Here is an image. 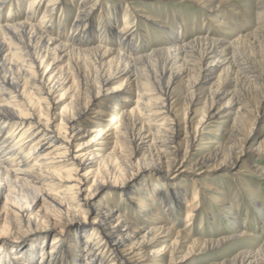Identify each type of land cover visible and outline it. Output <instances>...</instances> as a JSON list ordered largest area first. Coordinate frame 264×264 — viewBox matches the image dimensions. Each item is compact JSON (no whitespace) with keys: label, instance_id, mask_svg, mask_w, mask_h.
Instances as JSON below:
<instances>
[{"label":"bare ground","instance_id":"obj_1","mask_svg":"<svg viewBox=\"0 0 264 264\" xmlns=\"http://www.w3.org/2000/svg\"><path fill=\"white\" fill-rule=\"evenodd\" d=\"M8 1L0 0V12ZM74 1L17 0L19 7L28 2L23 18L18 22L0 19V206L4 201L0 222L10 226L8 236L23 228L22 237L16 241L5 238L13 244L0 247V264H81L84 257L85 264H181L185 257L203 256L237 238L241 235L237 223L234 232L225 237L193 239L190 230L202 204L198 192L204 186L215 205H231L213 184L201 186L199 177L206 179L219 169H232L244 154L246 160L240 167L249 174L264 176V165L259 163L264 161V140L257 150L251 144L244 153L245 145L255 137L253 126L264 122V95L259 96V91H264V58L256 62L241 60L236 72L230 70V62L218 75L216 88H207L222 63L231 58L234 62L238 57L241 41L258 40L264 51V0H257L258 28L246 35H200L186 40L173 33L141 56L135 55L131 47V24L127 14H120V4L132 1L129 8L135 18L143 19L147 25L158 29L167 25L142 14L143 10L133 4L140 0H115L111 13H100L96 24L92 19L101 0ZM184 1L202 3L203 11H211L206 14L209 21H215L227 0ZM66 4L75 8L77 15L71 39L62 42L49 27L56 9ZM41 8L35 24L32 13ZM120 22L121 28L117 26ZM94 32L107 33L111 46L94 44L89 35ZM127 49L132 52L127 53ZM82 63L89 72L80 67ZM71 75L80 85L73 100L75 113L67 117L62 112L50 113L57 104L56 95ZM113 77L124 80L108 92ZM186 79L191 80V87L186 85ZM104 92L111 95L100 104ZM83 93L88 99L80 107L79 95ZM126 93L134 94L135 107L120 102ZM195 94L203 96L202 115L194 131L186 127L182 138L177 130L178 115L183 106L197 98ZM40 100L49 105L42 106ZM234 101L239 106L236 111ZM252 103L255 107L250 110L248 105ZM92 104L95 107L89 109ZM213 108L217 110L214 114ZM219 112L225 113L221 118L232 123L223 130L225 141L205 152L198 144V152L189 159L190 150L206 132V123ZM105 117L110 118V124L104 123ZM159 117L162 118L157 121ZM81 118L89 124H80ZM56 120L60 122L57 126ZM111 135L121 136L132 150L120 165L111 162L117 153L115 145L108 142ZM213 139L209 138L215 142ZM94 144L104 146L99 154L92 152ZM144 146L148 151L143 153H148L154 166L148 170L157 180L153 187L145 185L141 190L133 179L132 162ZM181 172L190 174L194 185L173 183L171 187L170 181ZM242 174L240 170L233 172L231 180L241 184ZM119 177L120 182L114 183ZM116 184L121 188L120 196L136 212L134 219L114 200L101 197L104 190ZM190 187L191 197L182 204L180 198L187 195ZM155 200L168 207L169 214L163 221L145 217L150 211L156 213L152 204ZM228 210L232 214V209ZM40 211L46 213L43 217L48 223H61L63 217L72 220L61 233L34 236L40 233L33 227L42 216ZM180 211L184 215L178 225ZM49 238L53 242L48 253L43 245ZM220 264H264V241L254 250H243L233 260Z\"/></svg>","mask_w":264,"mask_h":264},{"label":"rangeland","instance_id":"obj_2","mask_svg":"<svg viewBox=\"0 0 264 264\" xmlns=\"http://www.w3.org/2000/svg\"><path fill=\"white\" fill-rule=\"evenodd\" d=\"M79 1L81 0H75L74 2L75 4H77ZM140 1L141 2H133V4H135L134 6L139 7L143 10L142 14L146 16H151L156 21L160 22L162 25L164 24L165 26H167L166 28L158 29L156 26L147 25L149 23L143 21V19H139L137 17L135 18L134 11L129 8V3H131L132 1L128 2V4H120V14H127L129 17V22L131 24V36L129 38L131 40V47L135 51V55L141 56L144 54H149L152 50L156 49L159 44L164 43L166 39H168V36L171 37L173 33H179L180 36L186 38V40L196 38L200 35H211L216 37L218 35H222L224 38H227L229 36L235 37L239 34L246 35L247 33L254 31L258 28V16L256 11L260 7V5L257 0H227L226 3L223 4V10L215 18V21H209V17L206 14L210 13L211 11H203L202 3L194 4L192 2L184 0H156L157 2L153 0ZM27 3L28 2H26L23 7H19L20 4L18 5L17 0H9L8 4H6L0 12V19L4 20L8 18L12 22L20 21L23 18V15L26 14L25 12L27 11L28 6ZM114 3H116L115 0H101L100 3H98V9L97 12L94 14L92 22L96 24L95 18H97L100 13L104 12L107 13V15L109 12L111 13ZM7 11L11 12L8 13ZM42 11L43 8L39 9L38 11L36 10L32 13V21L35 24L38 23ZM76 15V9L71 8L69 4L57 8L49 30L53 33V35L60 38L62 42H68L69 39H71L70 31ZM120 20H122V18ZM155 23L159 24L157 22ZM122 25L123 23L120 22V24H118L117 26L121 28ZM89 35L90 38L94 41V44H103L105 46H111L110 36L107 33L98 34L97 32H94L90 33ZM80 41L81 40L77 39L78 43H81ZM242 42L243 41H241V45L237 47V52H239L237 57L238 59L235 58V61L233 62V59L231 58L232 60L227 59L226 62H223L221 67L218 68L216 74L209 80L207 88H216L218 75L221 73L223 68L230 64V62V70L232 72H236L238 64H240L239 62L241 60H252L256 62L259 59L264 58V51H261L262 46L260 45V42L258 40L252 38L248 43ZM130 52H132V50L127 49V53ZM80 67L89 72V68L83 63ZM123 80L124 78L113 77V80L108 87V92L114 87H119ZM254 82L255 80H251V83ZM187 84L188 86H190L191 80L186 79V85ZM78 88L80 89L78 79L76 78V76L71 75L70 81L56 95L55 102L57 104L55 106V109L53 111L51 110L50 113L54 112L53 114H57L62 112L63 117L71 116L73 113H75L76 106L73 103V100L76 95L78 96ZM104 93H102L100 96V104L106 101L104 99H106L107 96L111 95V92L109 94H106V92ZM83 94L79 95L80 107L84 106L83 103L85 104L88 99V96ZM195 95L197 98H192L191 103L188 106H183L181 108V113H179L178 115L179 120L177 130L180 137L182 138L186 127H189L192 132L194 131L196 123L202 115L201 110L203 108V96L202 94H199L198 96L197 94ZM261 95H264V91H259V96ZM37 96L42 98L41 95ZM189 98L190 97H187V99ZM124 99H127V102H125ZM40 101L42 106H47L48 102H45V100ZM121 101L122 103H126L128 107L133 108L135 107L134 102L136 101V98L133 93H126L120 98V102ZM94 103H97V101ZM182 104L183 102L181 103V105ZM233 105V109L234 111H236L235 108L239 107L236 105V101L232 103V106ZM93 107L95 106L92 104V106H89V109ZM253 107H255V104L253 103L248 105V108L250 110H253ZM216 111V108L212 109L213 114ZM223 114L225 113H217L212 119L208 120V122L206 123V132H204L202 136L198 135V137L200 136V138L197 139L195 143L196 145L190 150L192 154L189 159L194 158L193 154L198 152V144H201V148L205 152L209 149H214L218 143L225 141L226 135L224 134L223 130L229 129L232 123L228 120L221 118ZM161 118L162 117H159L156 120L159 121V119ZM229 118V120H231L233 116L231 115ZM110 121V118H104L105 124H110ZM223 121L226 122L221 124V122ZM56 122L54 123V125H59L60 122L58 120H56ZM80 124H84L86 126L89 123L87 119L81 118ZM263 126L264 122L261 121L257 122L253 126V134L255 137L253 140L249 141V143L245 145L246 147L244 149V153H247V149L251 144L255 146V150L259 148V143L264 140V128L262 129ZM211 137L214 138L213 140L215 142H211L209 140V138ZM108 142L111 143V146L115 145L117 149V153L114 158H112L111 162H115L113 163L114 165H120L123 161H126L128 155L131 153L132 150L128 145L124 144L122 137L111 135L109 137ZM103 147H97V144H94L92 145L91 150L92 152H96V154H99L100 149H103ZM146 147L147 146H144V149L141 150V153H143L144 150L148 151ZM106 148H108V145L106 146ZM121 151L123 152L122 154ZM237 151H239V149ZM141 153L138 156L134 157V160L132 162V172L135 176V178H133L135 185L137 186L139 184L138 187L143 190L145 189V185L150 188L153 187V183H155V181L157 180V176L151 170H148L149 168L154 167L150 164L148 153ZM245 158L246 157L244 154L240 158V160H238L236 165L230 170L219 169L213 174L209 175L206 179L203 178L205 176L199 177V183H201V186H204L205 183L207 185L213 184L216 188H218V190L224 192V194L222 195L228 201V203H231V205L225 208H221V204L215 205L213 200H210L211 197H209V192L205 190L204 186V189L201 188L200 192H198V199L201 201L202 204L200 205V209L194 215V220L192 221L190 230L193 239H209L214 237L218 238V236L225 237L226 235H229L234 232L233 226H235L234 224L237 223L240 231L239 234L241 235H239L237 238H234L233 240L229 239L228 242H225L223 245L219 246L214 250L209 251L203 256H190L187 258L185 257L181 264H210L212 262L220 264L222 262H228L237 257V255L240 254V252H242L243 250H254L256 247L259 246V244L264 241V176H257L254 174H249V172L247 171H244V168H241L240 166L243 161L246 160ZM259 163L261 165H264V161H259ZM238 170L244 172V174H242L241 176L243 179L241 184H239L240 182L238 183L232 181L230 176L233 172H237ZM190 176L191 175L188 173L181 172V174L178 175L175 180L170 181L171 187L173 186V183H178L181 185H194L193 179H191L192 177ZM121 179L122 178L119 177L117 181L114 180L113 182H120ZM190 189L187 191L186 196L184 193V195H182V198H180V202L182 204L187 199H190L192 193V189ZM120 192L121 188L119 184H116L104 190L101 193V197L114 200L119 209H123L125 212H128L129 217L134 219L136 217V212L133 210V208H131V205L127 204V202L120 196ZM3 202L4 201H2L0 207L3 206ZM152 204L155 207L156 213H154L153 211L148 212L145 216L146 219L158 218V221L165 220L167 218V214H169L168 212H166V209H168V207L162 204L158 205L156 200ZM204 207H206L205 210ZM229 208L232 209V214L228 210ZM37 209L34 212H37ZM226 210H228L229 212ZM40 212H42V216L38 220L34 221V224L37 225L33 226L34 228L36 227V230H39L40 233H37L34 236H39L42 234L55 235V233H61L60 231L63 230L62 228H64L66 224L70 223L72 220V217H67L65 219L63 217L61 223H55V220L48 223L46 222L47 220H45L43 217L46 213H43V211ZM183 215L184 211L178 212L176 219V223H178V225L181 223ZM4 216L5 215L2 214V217ZM229 217L233 219H230ZM4 224L5 222H0V247L4 244H13L10 241L11 239L4 241L5 238L8 236L7 230L10 228V226L9 228H7L8 226H5L6 224ZM4 227H6L7 229ZM22 231L23 228H20L18 234L13 233L12 235H9L8 238H14V240H12L14 242L16 241L15 238L19 237L22 234ZM23 236H25V234ZM21 237L22 236H20L19 238ZM19 240L20 239H18V241ZM46 241L47 242H45L43 246L44 249L49 253L52 247L53 239L49 238ZM65 245H68V240H66ZM13 254L17 255V253ZM85 262L86 260L84 257L81 259V264H85Z\"/></svg>","mask_w":264,"mask_h":264}]
</instances>
